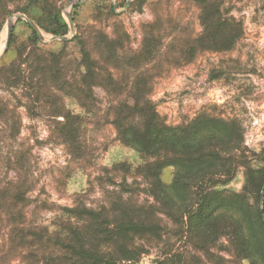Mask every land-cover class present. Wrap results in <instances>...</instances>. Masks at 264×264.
<instances>
[{"label": "trees", "instance_id": "16d2710c", "mask_svg": "<svg viewBox=\"0 0 264 264\" xmlns=\"http://www.w3.org/2000/svg\"><path fill=\"white\" fill-rule=\"evenodd\" d=\"M201 6L220 20L218 0H203ZM33 8L41 14L35 16ZM12 12L28 15L52 34L68 32L51 0H0V25ZM96 33L95 43L80 33L56 42L57 49L44 47L31 27L19 44L11 33L8 51L15 56L0 63V264H139L153 247L160 255L151 264H182L185 255L170 244L163 219L168 216L193 244L206 248L224 237L235 257L264 264L259 209L264 166L251 167L240 124L200 115L168 125L149 98L147 64L159 53V35L147 31L141 51L128 55L122 38ZM198 46L204 49L193 38L180 49L194 56ZM97 88L105 91L106 100ZM21 108L30 117L55 120L53 136L78 163L93 158L88 143H96V125H112L116 139L143 162L134 167L122 160L103 168L100 184L107 187L106 176L119 177L122 167H134L152 200L133 204L124 176L118 183L110 179L111 192L101 185L107 195L97 204L79 193L71 204L42 196L32 151L7 143L19 139ZM168 167L173 168L169 183L164 180ZM240 169L246 170L242 191L224 189ZM116 186L122 191L116 192Z\"/></svg>", "mask_w": 264, "mask_h": 264}, {"label": "rangeland", "instance_id": "374dc122", "mask_svg": "<svg viewBox=\"0 0 264 264\" xmlns=\"http://www.w3.org/2000/svg\"><path fill=\"white\" fill-rule=\"evenodd\" d=\"M71 1L51 0L68 24V32L64 35L73 38L81 33L91 44L97 41L96 31L110 37L116 35L122 38L128 55L141 51L147 31L159 35V53L155 59L148 60L147 68H150L148 78L151 82L149 98L161 117L172 126L186 124L200 115L236 120L243 131L245 155L251 167L263 168L264 0H218L220 20L202 9L203 0H131L128 7L129 0H87L68 8ZM31 11L35 16L41 14L38 8ZM67 12L74 19L73 36ZM15 13L21 12H12L2 18L0 50L4 48L9 30L8 20ZM33 21L48 37L51 32ZM30 27L24 19L15 21L11 33L17 44L27 39ZM147 36L152 35L149 33ZM193 38H199L204 49L199 50L198 46L194 56H185L180 48ZM40 41L46 48H58L55 44L58 41ZM14 56V50L8 51L7 47L0 56V63L10 61ZM96 92L100 99H107L103 89L97 88ZM0 95H4L1 90ZM19 112L22 120L19 139L7 143L24 144L32 151L31 161L39 181L38 188L44 186L40 194L48 195L60 204H71L78 193L85 195L89 203L97 204L107 195L101 189V185L106 187V184H100L102 178L98 177L103 168H111L122 160L129 161L134 167L143 162L139 154L116 139L112 125L99 123L93 132L96 143H88L93 158L78 163L68 154L67 146L53 136L52 131L57 127L55 120L44 115L30 117L23 108ZM134 167H122L124 171L115 177L116 182L114 177L106 176L103 180L109 183L106 190H113L114 184L109 182L111 178L118 183L124 176L128 184L131 183L125 189L133 191L127 196L132 203H147L152 198L143 192L144 181ZM245 171L240 169L233 180L222 187L234 192L242 191ZM172 173V167L165 170L164 180L168 183ZM115 188L116 192L122 191L117 186ZM163 219L170 244L175 245L174 251L185 255L182 264H250L235 257L227 247V238L220 237L203 248L182 236L184 229L181 224H176L173 217ZM159 255V250L150 248L148 254L140 257L139 264H151Z\"/></svg>", "mask_w": 264, "mask_h": 264}, {"label": "water", "instance_id": "95a60500", "mask_svg": "<svg viewBox=\"0 0 264 264\" xmlns=\"http://www.w3.org/2000/svg\"><path fill=\"white\" fill-rule=\"evenodd\" d=\"M83 1H87V0H72L69 3L68 8H73V6L77 3V2H83ZM131 3V0H129L126 4V7H128ZM67 17H68V21H69V25H70V30H71V36L74 35L75 33V23H74V19L71 15V13L67 12ZM19 19H24L26 20L29 25L36 30L38 36L40 37L41 40L45 41V42H50V41H68L70 40L72 37H70V35H55V34H48V37L46 35H44V31L39 28L36 23L30 18L28 17L26 14L24 13H15L13 14L9 20H8V25H9V30H8V35L6 38V42H5V46L2 49V51L0 52V56L5 52V50L8 47L9 44V40H10V36H11V31L14 27V23L15 21L19 20ZM264 186L261 192V197H260V211L262 212V218L264 221V213H263V207H264Z\"/></svg>", "mask_w": 264, "mask_h": 264}, {"label": "bare ground", "instance_id": "6f19581e", "mask_svg": "<svg viewBox=\"0 0 264 264\" xmlns=\"http://www.w3.org/2000/svg\"><path fill=\"white\" fill-rule=\"evenodd\" d=\"M8 28H9V25H8ZM7 35H8V33H7ZM6 38H7V36H6ZM5 42H6V39H5ZM4 46H5V45H4ZM1 50H2V48H1ZM1 50H0V51H1Z\"/></svg>", "mask_w": 264, "mask_h": 264}]
</instances>
